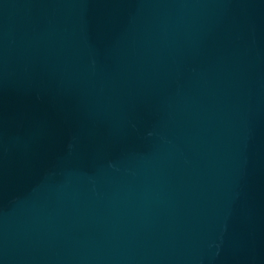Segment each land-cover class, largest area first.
<instances>
[{
  "label": "water",
  "instance_id": "1",
  "mask_svg": "<svg viewBox=\"0 0 264 264\" xmlns=\"http://www.w3.org/2000/svg\"><path fill=\"white\" fill-rule=\"evenodd\" d=\"M0 264H264V0H0Z\"/></svg>",
  "mask_w": 264,
  "mask_h": 264
}]
</instances>
